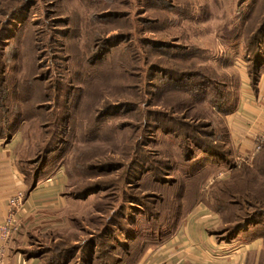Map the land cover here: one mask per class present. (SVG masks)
Masks as SVG:
<instances>
[{"label": "rangeland", "instance_id": "obj_1", "mask_svg": "<svg viewBox=\"0 0 264 264\" xmlns=\"http://www.w3.org/2000/svg\"><path fill=\"white\" fill-rule=\"evenodd\" d=\"M262 58L264 0H0V131L58 166L28 252L128 264L159 230L180 264H264V145L220 112Z\"/></svg>", "mask_w": 264, "mask_h": 264}, {"label": "crops", "instance_id": "obj_2", "mask_svg": "<svg viewBox=\"0 0 264 264\" xmlns=\"http://www.w3.org/2000/svg\"><path fill=\"white\" fill-rule=\"evenodd\" d=\"M248 86L246 84L243 87L238 95L235 110L226 117L230 143L235 144L241 154L252 150L256 136L264 128V74L260 76L255 89ZM17 158L18 148L14 139H0V225L7 214L9 198L17 191H22L25 196L18 213L20 228L6 247L4 264H38L39 258L28 252L31 246H27L26 238L28 234L59 228L60 222L53 214L60 211V187L54 175L45 182L39 181L29 190L18 170ZM48 206V215L40 217L41 214H35L42 213L41 210ZM47 216L50 217V222L42 224L47 221L42 220ZM185 239L184 234L178 233L160 249L148 250L138 264H180L183 258L180 249L186 245ZM192 241H195V238H192Z\"/></svg>", "mask_w": 264, "mask_h": 264}, {"label": "trees", "instance_id": "obj_3", "mask_svg": "<svg viewBox=\"0 0 264 264\" xmlns=\"http://www.w3.org/2000/svg\"><path fill=\"white\" fill-rule=\"evenodd\" d=\"M258 61H254L253 64V70L252 72H250V80H251V87L253 89L256 88V85L258 83V80L260 78V76L262 74H264V58H262V60L260 61V63H258ZM231 99L226 100V102L224 103V106H222L223 109H220V112H222L225 117L230 115L231 113H233V111L236 108L237 105V99L231 101ZM225 140H222V144L227 145L229 144V134L228 131L226 129L225 131ZM10 135H2V131H0V139L2 140H10ZM44 153H49L47 151V149H45V151L43 150L39 156H37L36 158H33V160H26L22 159L19 156L18 153V158H17V167L19 172L22 174L24 182L27 184L28 189L31 190L33 189L36 184L42 180L43 177H46L47 175L51 176L55 170L56 167H58L57 165H54L55 163L53 162V158H50L48 156L43 155ZM34 166V167H33ZM51 166V167H50ZM56 166V167H55ZM30 168V169H28ZM47 168H52V171H46ZM49 172V173H48ZM177 217H182L181 213L176 214ZM173 235V234H172ZM171 233L168 232V235H163L159 230L156 231L153 234H148L146 235L150 240L147 241V243H149L148 245L144 246V249L142 250V252L139 254V257L134 260H130L128 264H138L139 261L141 260V258L146 254V252L151 249V248H158L161 245H163L165 242L169 241V239L172 237ZM152 244V245H150ZM155 245V246H154ZM30 255H34V257L39 258V260H41L38 264H63L66 260V264H71V258L68 259L66 258V256H68L67 253H71L69 251V249L67 248H62L61 251L58 250V252L56 253V257L52 258V259H44V262L42 261V259H40L39 256V252H35V250H30L29 251ZM46 260V261H45ZM84 261H86L85 259L82 260V264H84Z\"/></svg>", "mask_w": 264, "mask_h": 264}, {"label": "built area", "instance_id": "obj_4", "mask_svg": "<svg viewBox=\"0 0 264 264\" xmlns=\"http://www.w3.org/2000/svg\"><path fill=\"white\" fill-rule=\"evenodd\" d=\"M264 145V128L258 133L254 140L253 152L257 153ZM24 202V193L15 192L7 202V214L0 225V264H4L5 250L9 241L14 237L20 228L18 213Z\"/></svg>", "mask_w": 264, "mask_h": 264}]
</instances>
